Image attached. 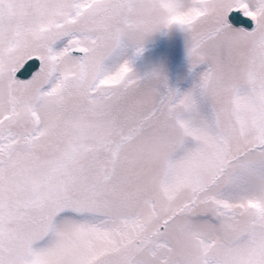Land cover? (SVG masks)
<instances>
[{"label": "snow or ice", "instance_id": "obj_1", "mask_svg": "<svg viewBox=\"0 0 264 264\" xmlns=\"http://www.w3.org/2000/svg\"><path fill=\"white\" fill-rule=\"evenodd\" d=\"M172 25L191 89L105 63ZM0 264H264V0H0Z\"/></svg>", "mask_w": 264, "mask_h": 264}, {"label": "rangeland", "instance_id": "obj_2", "mask_svg": "<svg viewBox=\"0 0 264 264\" xmlns=\"http://www.w3.org/2000/svg\"><path fill=\"white\" fill-rule=\"evenodd\" d=\"M187 43L188 34L184 29L178 25H172L149 35L143 44L142 52L136 53L134 46L125 42V46L117 50L105 63L113 67L127 59L132 70L138 75L159 69L170 87L184 92L193 87L199 79V74L207 67L206 64H200L194 68L190 66ZM198 99L201 111L206 115L209 114L210 102L206 98ZM188 143L191 145L190 139Z\"/></svg>", "mask_w": 264, "mask_h": 264}, {"label": "water", "instance_id": "obj_3", "mask_svg": "<svg viewBox=\"0 0 264 264\" xmlns=\"http://www.w3.org/2000/svg\"><path fill=\"white\" fill-rule=\"evenodd\" d=\"M229 19L234 20L237 23H242L245 28H252L253 22L248 18H242L240 17L239 13H232L230 14ZM38 61H36L34 58L33 60L28 62V66L25 69H22L17 73V76L20 78H27L29 77L30 73L35 70V67L38 66Z\"/></svg>", "mask_w": 264, "mask_h": 264}]
</instances>
